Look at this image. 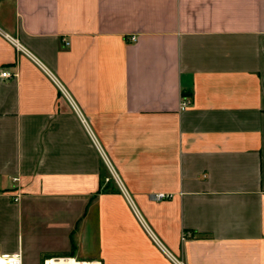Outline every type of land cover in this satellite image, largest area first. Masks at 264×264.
<instances>
[{
  "label": "crops",
  "instance_id": "obj_1",
  "mask_svg": "<svg viewBox=\"0 0 264 264\" xmlns=\"http://www.w3.org/2000/svg\"><path fill=\"white\" fill-rule=\"evenodd\" d=\"M3 70L2 251L264 264V0H0Z\"/></svg>",
  "mask_w": 264,
  "mask_h": 264
},
{
  "label": "built area",
  "instance_id": "obj_2",
  "mask_svg": "<svg viewBox=\"0 0 264 264\" xmlns=\"http://www.w3.org/2000/svg\"><path fill=\"white\" fill-rule=\"evenodd\" d=\"M136 40V37L134 35L130 36V41ZM17 45V42H15ZM0 76L2 78H10L12 75L9 71H1ZM189 105V100L185 96L181 97L180 102V109H184ZM112 176L113 175L112 172ZM13 181H17V177L12 178ZM165 194H158V198H164ZM13 201L18 200V195H14L11 197ZM0 264H23L22 261V255L20 252L16 253H8L4 252L0 249ZM41 264H101L99 260L92 259V260H81L77 259L73 256L66 255V254H53L47 257H44L41 261Z\"/></svg>",
  "mask_w": 264,
  "mask_h": 264
},
{
  "label": "rangeland",
  "instance_id": "obj_3",
  "mask_svg": "<svg viewBox=\"0 0 264 264\" xmlns=\"http://www.w3.org/2000/svg\"><path fill=\"white\" fill-rule=\"evenodd\" d=\"M49 254H62V253H49ZM23 264H25V263H23ZM33 264H38V263L34 261ZM40 264H41V262H40Z\"/></svg>",
  "mask_w": 264,
  "mask_h": 264
},
{
  "label": "trees",
  "instance_id": "obj_4",
  "mask_svg": "<svg viewBox=\"0 0 264 264\" xmlns=\"http://www.w3.org/2000/svg\"><path fill=\"white\" fill-rule=\"evenodd\" d=\"M50 255H53V254H45L44 257L50 256ZM44 257H43V258H44Z\"/></svg>",
  "mask_w": 264,
  "mask_h": 264
}]
</instances>
